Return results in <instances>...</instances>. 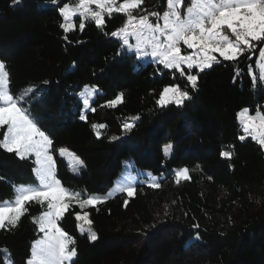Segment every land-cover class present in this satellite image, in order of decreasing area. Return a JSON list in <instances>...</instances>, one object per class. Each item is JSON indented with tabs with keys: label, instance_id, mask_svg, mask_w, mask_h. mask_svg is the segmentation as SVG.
Wrapping results in <instances>:
<instances>
[{
	"label": "trees",
	"instance_id": "16d2710c",
	"mask_svg": "<svg viewBox=\"0 0 264 264\" xmlns=\"http://www.w3.org/2000/svg\"><path fill=\"white\" fill-rule=\"evenodd\" d=\"M64 2L0 0V61L10 73L12 93L34 89L24 107L53 141L57 179L67 189L104 195L124 160L165 174L160 188L137 184L131 197L121 192L83 210L72 204L59 221L76 241L72 264H264V150L250 137L239 139L237 119L245 108L251 115L264 111V86L254 85L249 75H256L263 45L200 73L198 90L191 91L175 69L143 64L121 48L110 35L124 22L120 14L105 16L103 29L86 21L80 31L76 20L65 39L58 12ZM165 6L166 0H144L142 9ZM85 86L98 91L81 120L78 94ZM165 86L189 90L192 99L161 108L156 102ZM121 93L122 102L109 107ZM134 116L139 119L131 121ZM125 122L136 126L124 132ZM94 123L106 127L94 131ZM169 143L173 149L165 156ZM60 148L83 161L79 174L71 172ZM223 151L232 152L231 158L222 157ZM33 168L31 157L0 149V202L13 198L14 186L36 182ZM180 168L189 170L188 180L176 181L173 171ZM26 207L15 228L0 229V264L3 249L12 264H26L41 237L33 218L44 209L34 202ZM84 212L92 218L95 241L78 231L76 213Z\"/></svg>",
	"mask_w": 264,
	"mask_h": 264
},
{
	"label": "snow or ice",
	"instance_id": "6c2138e0",
	"mask_svg": "<svg viewBox=\"0 0 264 264\" xmlns=\"http://www.w3.org/2000/svg\"><path fill=\"white\" fill-rule=\"evenodd\" d=\"M59 4V0H51ZM20 3V0H14ZM144 0H65L58 7L63 22L60 23L65 39L67 34L77 27L74 17L79 18L78 28L83 31L85 22H94L96 27L103 29L106 25L105 16L109 19L114 14L124 17L120 28L110 35L120 41L121 48L135 53L139 59L151 58L154 64L162 65L163 69L179 72L191 85V91L198 90V77L213 65L222 61L237 62L246 52L255 51L258 45H264V0H166L163 10L149 11L142 9ZM95 6L94 8L92 6ZM136 23L138 31L132 32L130 26ZM130 38L131 41L130 42ZM188 50H192L189 52ZM215 53L219 54L218 59ZM259 60L256 67L258 75L253 76V84L264 86V46L259 47ZM187 69V73L185 72ZM196 69L195 73L192 69ZM47 84L48 81H44ZM98 91L97 88L86 86L81 93L83 106L89 109L90 100ZM29 87L19 95L10 89V73L6 70L5 62L0 61V149L15 153L20 159L35 157L33 173L36 183L14 186V198L11 201L0 202V229L15 228L20 219L28 212L31 203L39 204L44 210L39 218H33L38 223L39 231L44 233L32 248L31 256L26 264H72L77 255L75 239L66 233L59 221L71 207L72 203L81 209L96 207L105 202L107 196L80 193L65 188L57 179L52 139L45 134L37 122L24 107L26 97L33 94ZM123 94L109 101V107H115L122 102ZM192 96L189 90H181L179 86H165L159 95L157 105L161 108L168 105L181 107ZM94 110V109H91ZM241 121L239 139L243 142L249 137L261 150H264V111L256 110L249 114L247 108L237 114ZM80 119L86 120V113H80ZM131 117V121L138 120ZM135 123L125 122L122 131L130 132ZM106 127L104 124H92L93 130ZM99 138L100 132L96 131ZM120 137H112L117 140ZM173 149L171 143L164 146V155L169 156ZM61 156H71L75 161L73 170L79 171L84 167L83 161L67 148H60ZM222 157L231 158L232 152L223 151ZM176 181L181 178L189 179L187 168L175 170ZM148 186L160 188L157 177L149 174ZM120 191L133 196L136 189L125 186ZM127 204V201H125ZM77 221H84L91 226L87 212L76 213ZM85 229L81 228L83 235ZM87 238L95 241L97 234L89 227ZM198 238V237H197ZM4 264H10L7 250H3Z\"/></svg>",
	"mask_w": 264,
	"mask_h": 264
},
{
	"label": "rangeland",
	"instance_id": "374dc122",
	"mask_svg": "<svg viewBox=\"0 0 264 264\" xmlns=\"http://www.w3.org/2000/svg\"><path fill=\"white\" fill-rule=\"evenodd\" d=\"M51 5H56V4H53V3H51ZM93 8L95 7L94 5L92 6ZM74 19V21H76V20H79V18L78 17H74L73 18ZM132 31V30H131ZM138 31V30H137ZM137 31H132V32H137ZM130 42H133V41H131V38H130ZM264 46V45H263ZM192 51V50H191ZM216 54H218V53H215V55ZM137 58V57H136ZM259 56H258V58H257V61L259 60ZM138 59V61L139 62H141V63H143V64H146L147 62H152V60H151V58H144V59H139V58H137ZM255 72H256V75H258L259 74V71H258V69H257V67H255ZM252 73H253V70H252ZM88 88H91L90 86H87ZM85 88H86V86L83 88V90L78 94V99H79V101H80V103L82 104V110H81V112L83 111V112H86L87 110L84 108V106H83V101H82V97H81V93H84V90H85ZM97 93V92H96ZM96 93L94 94V96H93V98L95 97V95H96ZM93 98L90 100V102L93 100ZM89 106H90V104H89ZM243 110V109H242ZM241 112V110L238 112V113H240ZM237 113V114H238ZM237 119H238V115H237ZM238 121H239V123H240V130H241V121H240V119H238ZM5 130H6V128H5ZM242 133V132H241ZM71 152V151H70ZM71 153H73V152H71ZM60 154V153H59ZM61 156V155H60ZM61 157H63L64 159H65V161L67 162V164H68V166H69V168H70V170H71V172L72 173H74V174H79L80 173V171H81V168H79V171L78 172H75L74 170H73V168H74V166H75V161H74V159H73V157H71V156H61ZM78 157V156H77ZM31 158H32V160H33V163H34V160H35V157L34 156H31ZM80 159V158H79ZM34 167H35V163H34ZM180 169H183V168H180ZM176 170H178V169H176ZM149 174H151V176H153V177H157L158 179H157V181L156 182H160V180H162L164 177H165V174L164 173H162L161 175H155V174H152V173H150L149 171H146V170H144V169H140V168H137V167H135L134 166V164H133V162L129 159V160H124L123 161V164H122V169H121V171H120V173H119V175H118V177L114 180V182H113V185H112V187L108 190V192L106 193V194H104V195H98V196H107L109 193H111V195L110 196H108V198L107 199H109V198H112V197H114L115 195H117L118 193H121V191H120V189L122 188V187H125V186H133V187H135L137 184H147L148 185V182H149ZM173 175L175 176V170L173 171ZM35 176V175H34ZM176 178V177H175ZM181 179H183V178H181ZM35 180H36V177H35ZM36 183V182H35ZM34 184V183H33ZM73 191V190H72ZM75 192H77V191H75ZM124 193H126V192H124ZM127 194V193H126ZM14 195H15V193H14ZM128 196V195H127ZM13 198H14V196H13ZM12 198V199H13ZM12 199H10V200H6V201H11ZM72 204H75V202H73ZM41 215V214H40ZM39 215V216H40ZM39 216H37L36 218H39ZM89 216V215H88ZM89 220L92 222V218H91V216H89ZM36 224V226H37V229L39 230V226H38V223H35ZM89 225L88 224H86L84 221H77V228H78V231H79V233L81 234V228H83V229H85V232L84 233H88V229H89ZM91 228V227H90ZM92 230V229H91ZM40 232V231H39ZM41 233V237L38 239V240H40L42 237H43V235H44V233H42V232H40ZM38 240H36L33 244H32V248H33V245L38 241ZM4 250V249H3ZM31 252H32V250H31ZM3 255H4V252H3ZM5 257V256H4ZM7 258H8V253H7ZM9 259V258H8ZM74 259V258H73ZM10 260V259H9ZM10 264H12L11 263V261H10Z\"/></svg>",
	"mask_w": 264,
	"mask_h": 264
},
{
	"label": "built area",
	"instance_id": "2783aa9c",
	"mask_svg": "<svg viewBox=\"0 0 264 264\" xmlns=\"http://www.w3.org/2000/svg\"><path fill=\"white\" fill-rule=\"evenodd\" d=\"M130 28H131L132 31H137V30H138L136 23H133V24L130 26Z\"/></svg>",
	"mask_w": 264,
	"mask_h": 264
},
{
	"label": "crops",
	"instance_id": "0c3cea01",
	"mask_svg": "<svg viewBox=\"0 0 264 264\" xmlns=\"http://www.w3.org/2000/svg\"><path fill=\"white\" fill-rule=\"evenodd\" d=\"M189 52H191V50H188ZM217 55H219V54H217Z\"/></svg>",
	"mask_w": 264,
	"mask_h": 264
}]
</instances>
